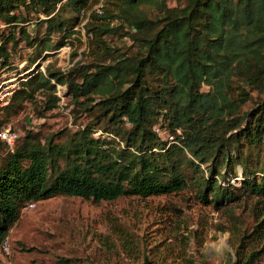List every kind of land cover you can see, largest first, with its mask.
Listing matches in <instances>:
<instances>
[{"label":"trees","instance_id":"obj_1","mask_svg":"<svg viewBox=\"0 0 264 264\" xmlns=\"http://www.w3.org/2000/svg\"><path fill=\"white\" fill-rule=\"evenodd\" d=\"M98 1L0 0L5 24L0 30L1 63L24 39V27L23 35L13 30L21 13L43 14L40 21L51 34L69 22L60 17L62 10L80 12ZM148 1L110 0L115 14L89 17L86 30L101 49L110 48L102 35L118 26L93 19L113 17L121 19V28L127 26L125 34L136 51L125 55L111 50L109 64L97 65L94 72L83 69L79 85L68 81L69 93L84 104L91 122L64 133L61 141L51 136L40 143L27 136L21 147L7 153L0 166V244L27 202L56 195L100 202L169 194L186 186L187 167L207 164L218 174L242 156V138L246 144L264 142V99L252 123L241 127L246 112L238 113L247 100L246 87L264 92V0H185L172 7L161 0L155 19L137 9ZM25 33V41L34 39L31 31ZM46 72L43 81L50 88L51 79L64 82L60 73ZM202 85L208 89L202 91ZM91 92L100 95L94 104L86 102ZM21 95L23 90L12 95L8 107ZM80 97L84 100L78 101ZM159 118L171 131L181 130L172 136L175 143L162 140L153 129ZM94 126L104 136L94 137ZM240 166L250 192L264 193V165L258 171L244 161ZM196 185L199 196L213 204L236 199L215 185L212 176H202Z\"/></svg>","mask_w":264,"mask_h":264},{"label":"rangeland","instance_id":"obj_2","mask_svg":"<svg viewBox=\"0 0 264 264\" xmlns=\"http://www.w3.org/2000/svg\"><path fill=\"white\" fill-rule=\"evenodd\" d=\"M160 2L150 0L137 9L155 19ZM178 3L185 0H166L169 7ZM116 12L110 0H99L80 12L62 10L60 17L69 22L62 31L51 34L46 33V23L40 21L45 19L43 14L21 13V22L13 30L16 36L23 35L24 27V34L29 30L34 39L25 41L24 35L1 64L3 71L20 80L16 92L23 90V95L13 100L11 107V98L0 107V129L9 127L17 135L11 147L0 142V166L7 153L21 147L27 136L40 143L51 136L55 142L61 141L64 133L81 129L90 121L84 104L69 93L68 81L79 85L83 69L94 72L97 65L109 64L111 50L125 55L136 51L135 43L125 34L127 26H119L120 18L93 19L98 24L111 21L110 26H118L102 35L108 50L91 41L93 34H88L86 24L92 13L106 16ZM38 55L40 58L34 62ZM47 70L60 73L64 82L51 79L54 88H50L43 81ZM207 89L201 86L202 91ZM245 90L247 100L238 112H246L241 127L247 121L253 122L264 99L261 90ZM99 99V94L91 92L86 102L94 104ZM94 127V137L104 136ZM153 129L162 140L172 143V136L181 131H171L162 118ZM244 140L239 142L242 156L236 158L234 166H223L218 174L211 172L207 164L187 167L186 186L180 191L100 202L56 195L25 203L0 244V264H244L250 258V264H264V193L250 192L243 183L240 166L244 161L251 169L260 170L264 165V142L246 144ZM202 176H212L215 185L227 188L236 199H224L218 205L202 199L196 185Z\"/></svg>","mask_w":264,"mask_h":264},{"label":"built area","instance_id":"obj_3","mask_svg":"<svg viewBox=\"0 0 264 264\" xmlns=\"http://www.w3.org/2000/svg\"><path fill=\"white\" fill-rule=\"evenodd\" d=\"M5 26L0 21V30ZM1 57H0V107L5 106L11 96L19 89L20 80L15 75H9L6 71L1 69ZM16 133H14L9 127L0 129V142L8 145L9 147L14 145L16 140ZM30 205H32L30 203Z\"/></svg>","mask_w":264,"mask_h":264}]
</instances>
